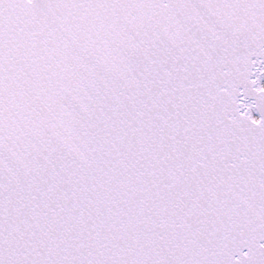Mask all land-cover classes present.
<instances>
[{
  "label": "snow or ice",
  "instance_id": "1",
  "mask_svg": "<svg viewBox=\"0 0 264 264\" xmlns=\"http://www.w3.org/2000/svg\"><path fill=\"white\" fill-rule=\"evenodd\" d=\"M0 264H264V0H0Z\"/></svg>",
  "mask_w": 264,
  "mask_h": 264
}]
</instances>
